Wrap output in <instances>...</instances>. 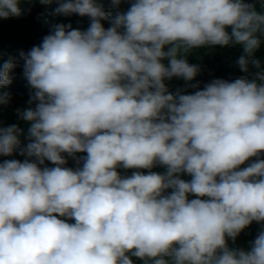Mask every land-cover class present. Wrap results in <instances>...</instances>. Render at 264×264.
I'll use <instances>...</instances> for the list:
<instances>
[{"label":"clouds","instance_id":"clouds-1","mask_svg":"<svg viewBox=\"0 0 264 264\" xmlns=\"http://www.w3.org/2000/svg\"><path fill=\"white\" fill-rule=\"evenodd\" d=\"M56 5L88 27L53 24L0 65L4 87L22 62L34 104L17 109L27 143L19 125L0 126V155L25 157L0 162V264H264V10L247 0H133L115 15L100 0ZM32 6L0 0V18ZM206 45H240L236 63L254 78L170 92L165 79L192 81L201 68L186 54ZM10 101L0 92V105ZM253 221L262 227L249 246L230 247Z\"/></svg>","mask_w":264,"mask_h":264},{"label":"trees","instance_id":"trees-1","mask_svg":"<svg viewBox=\"0 0 264 264\" xmlns=\"http://www.w3.org/2000/svg\"><path fill=\"white\" fill-rule=\"evenodd\" d=\"M105 5V10L110 15H115L117 11H126L133 0H121L119 8L111 7V0H100ZM247 2L254 3L258 11L264 10L261 7L264 0H247ZM34 6L31 7V11L26 15L20 17H9L7 19L0 18V65L3 64L10 56H18L19 51H28L33 45H38L43 36L49 33V30L53 24L56 23H71L73 28H80L84 30L88 27L90 19L87 16L81 17L77 14H71L69 16H63L54 12L56 0L49 5H44L39 0H32ZM28 5L22 2L21 7L26 8ZM105 28L111 26L110 21H101ZM230 31V29H229ZM168 46H165L167 50ZM242 54V47L240 45H206L199 48L190 50L186 54V58L190 64H197L200 66L201 71L192 81H185L181 77H172L171 79H165V84L170 92L175 93L178 89L184 93H192L196 91V88L190 87V84H196L199 82V88H203L204 85L215 78L226 79L229 81L236 78L247 76L249 79H253V73L256 69H251L249 73L241 71L236 63L237 58ZM255 56L260 59L262 65H264V38L261 41V47L256 51ZM167 65V59L162 61ZM13 80L10 85L0 87V92H8L11 94V101L8 105H0V126H8L11 124H17L23 129L24 135H21L22 143H27L26 134L29 127V122L19 119L17 109H25L27 107H34L29 105L30 90L25 78L23 77L22 62L13 69ZM78 156L86 155V153H77ZM25 157L14 153L12 156L0 155V162L5 159H19L23 160ZM256 159L255 157L250 160ZM250 161H246L241 167L247 166ZM48 166H53L50 161L45 162ZM68 167H76V162L69 157ZM122 175H130L133 171H142L147 173L148 171H155L163 173L166 169L164 166H156L153 169H117ZM181 178L190 180L191 177L187 174H181ZM171 191V189L167 190ZM189 198H194L191 194ZM64 219V218H62ZM69 222H74L70 220ZM261 223L253 221L248 225L240 234L236 237L235 242L231 238H228V244L234 248H247L252 240L255 239L258 232L261 230ZM134 264H144V261L136 257H131Z\"/></svg>","mask_w":264,"mask_h":264}]
</instances>
